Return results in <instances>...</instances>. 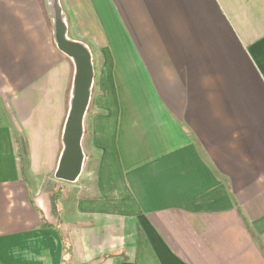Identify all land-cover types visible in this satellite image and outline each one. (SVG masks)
Here are the masks:
<instances>
[{"label":"crops","instance_id":"0c3cea01","mask_svg":"<svg viewBox=\"0 0 264 264\" xmlns=\"http://www.w3.org/2000/svg\"><path fill=\"white\" fill-rule=\"evenodd\" d=\"M57 1L93 55V188L54 177L52 0H0V264H264V0Z\"/></svg>","mask_w":264,"mask_h":264},{"label":"water","instance_id":"95a60500","mask_svg":"<svg viewBox=\"0 0 264 264\" xmlns=\"http://www.w3.org/2000/svg\"><path fill=\"white\" fill-rule=\"evenodd\" d=\"M51 8L56 46L74 63L71 100L62 135L63 149L54 177L59 182L72 184L80 176L84 161L81 147L83 118L89 104L94 69L89 50L66 38V28L57 0H52Z\"/></svg>","mask_w":264,"mask_h":264},{"label":"trees","instance_id":"16d2710c","mask_svg":"<svg viewBox=\"0 0 264 264\" xmlns=\"http://www.w3.org/2000/svg\"><path fill=\"white\" fill-rule=\"evenodd\" d=\"M58 197V193H54L51 197V203H52V208L53 210L55 209V201ZM45 226V225H44ZM64 248H65V257L63 260V264L67 263L69 261V258L71 257V248L69 246V244L67 243V241L64 240Z\"/></svg>","mask_w":264,"mask_h":264},{"label":"rangeland","instance_id":"374dc122","mask_svg":"<svg viewBox=\"0 0 264 264\" xmlns=\"http://www.w3.org/2000/svg\"><path fill=\"white\" fill-rule=\"evenodd\" d=\"M91 54V53H90ZM93 55H91V58H92V61H93V57H92ZM97 60V59H96ZM86 171V169L84 170V171H81V174H80V176L78 177V179L74 182V184H76V185H83V186H88V187H90V188H93V183H92V180L91 181H89V180H87V178H84V172ZM74 190H76V189H74ZM69 263V261L67 262V263H65V264H68Z\"/></svg>","mask_w":264,"mask_h":264}]
</instances>
